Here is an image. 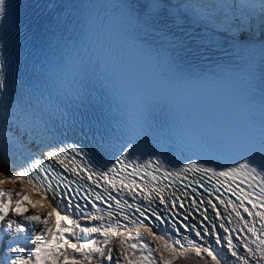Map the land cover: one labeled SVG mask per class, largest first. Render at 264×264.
<instances>
[{
	"label": "snow or ice",
	"instance_id": "obj_1",
	"mask_svg": "<svg viewBox=\"0 0 264 264\" xmlns=\"http://www.w3.org/2000/svg\"><path fill=\"white\" fill-rule=\"evenodd\" d=\"M5 4L6 0H0V11L6 15ZM161 8V0H150L144 5L145 26H151V18L159 15ZM187 8L193 15L212 21L214 31L222 30L234 39L242 40V34L251 30L254 20L264 26V0L191 3ZM198 9L210 11L198 12ZM6 36L7 33L0 35V224L12 212L19 219H7L0 233V245L4 243V234L13 230L25 235L9 240L6 251L0 255V264H174L176 257L165 255L172 252V246L163 242L164 235L146 227L156 244L153 247L139 230L133 235L128 223H123L144 225L145 221L153 226L157 221L160 225H175L178 232L187 229L200 241L207 240V247L195 246L197 256L203 249L210 258L204 259L203 264H223L224 258L215 253V246H220L226 255L230 253L235 258L233 264H264V160L256 161L250 155H242L227 164L189 159L169 170L162 167L160 156L149 155L141 160L134 154V145L127 143L101 169L89 167L85 160L75 163L76 157L89 155L80 144L61 142L57 147L53 143L57 136L66 135L71 126L67 113L42 109L38 115L25 103L26 88L13 90L9 83L7 58L3 53L11 39L5 42ZM53 124H59V128ZM69 152L71 164L67 163ZM57 164L85 183L91 181L92 186L82 194L83 186L60 174ZM145 181L151 184L147 192ZM17 183L25 187L18 192L3 187ZM101 188L103 192L97 190ZM168 188L173 190L171 198L164 195ZM25 191L41 195V200L35 201L40 209L36 214L27 215L18 210ZM125 191L132 200L137 195L142 199L130 203L118 195ZM42 201L47 202L46 207ZM59 201L64 203L63 210L58 206ZM185 201L191 213H199V224L187 223L192 216L184 213ZM153 202L156 208L152 207ZM161 206L169 216L164 215ZM221 206L228 210L229 216L236 217L238 229L226 226L231 220L225 222ZM176 209L180 213L171 215ZM213 217L222 222L215 223ZM26 224L43 225V230L33 239L27 234ZM94 235L103 239H85ZM113 237L119 238L118 249L108 246ZM73 238L82 242H73ZM174 242L183 247L180 240Z\"/></svg>",
	"mask_w": 264,
	"mask_h": 264
},
{
	"label": "bare ground",
	"instance_id": "obj_2",
	"mask_svg": "<svg viewBox=\"0 0 264 264\" xmlns=\"http://www.w3.org/2000/svg\"><path fill=\"white\" fill-rule=\"evenodd\" d=\"M161 3L162 4H166L168 6H172L173 8H176L178 9L179 11L183 12L187 17L191 18V19H194L196 18V20L201 24V25H204L206 27H215L214 23L208 19H202L200 16L198 15H193V13L187 8V5L188 4H191V3H194L192 0H161ZM209 3V2H208ZM198 12H201V11H204V12H207L209 10H200L198 9L197 10ZM242 35H247L249 37H252L253 35H248L247 32H244ZM264 37V31L261 32V35H259V37H252L253 39H261ZM53 143L59 147L60 146V143H57L55 140L53 141ZM72 154L69 153L68 155V161L67 163H72ZM81 161L79 159H76L75 160V163H80ZM0 164H2V162H0ZM89 167H95V166H92L90 164H88ZM57 166H59L57 164ZM60 167V166H59ZM61 168V167H60ZM96 169H98L97 167H95ZM63 169V168H61ZM9 171H11L9 169ZM71 173V172H69ZM79 178V177H78ZM88 183L92 184L91 181H87ZM146 186H145V192L148 191V188L151 187V184H149L148 182H145ZM6 187H10V188H15V189H22L20 183H17L15 185H4ZM162 187V186H161ZM172 189L171 188H168L165 192H164V195L166 197H169L171 198V194H172ZM29 193H32V194H28L29 195V205L34 207V208H38L35 201L37 200H40L39 199V195L35 194L36 192L35 191H28ZM123 196H129L127 194V192H121L119 193ZM177 195H179V193H177ZM136 198L138 199H142V197L140 195H137ZM43 203V201H42ZM186 203V208L184 209V213H189L191 214L192 216V219L198 223H200L201 221L197 219V217L199 216V213H191L190 212V206H187V201H185ZM34 204V205H32ZM154 205H157L156 202H153ZM201 208L204 207V205H200ZM39 209V208H38ZM177 213H180V210L179 209H176L175 210ZM220 211L221 213L223 214V217L225 218V222L227 220H231V223H226V226L231 228V229H238L240 227V224L237 222L236 220V217L234 215L232 216H229V212L228 210H226L223 206H221L220 208ZM71 215V213H68ZM209 215L211 216L212 213L209 212ZM11 216V217H10ZM7 219H19L15 216L14 213H10L9 217ZM213 221L217 224H219L220 220H216L215 217H213ZM82 223H85L82 221ZM128 228L129 230H131V232L133 233V235L135 234V232L137 230H139L142 234V237L143 239L149 241L150 244H152L154 247L156 246L155 242L152 240V237L148 235L147 231L145 230L146 227H150L148 225H140V224H133L131 225L132 223L129 222L128 223ZM35 230L37 231V225H35ZM152 232L157 234V235H164L162 232H159L155 229H153L152 227H150ZM257 228H259V225H257ZM219 231H222L219 230ZM0 233H3V232H0ZM8 234V233H6ZM20 236V233H14V236ZM82 236V234H81ZM85 239H97V240H102L103 237H100V236H97V235H94L93 237H87ZM175 240H180L181 241V244L183 245V247L180 246V244H175ZM152 241V242H151ZM195 241V240H194ZM73 242H82V241H77L76 238H73ZM163 242H166L167 244L171 245L172 246V252L171 253H165L166 256L168 255H172V256H175L176 258L174 259V264H201V262L204 261V259H210L206 256V254H204L203 252V249H201V255L200 256H197L196 255V252H195V246L197 244H203L204 247H207L208 246V242L207 240L205 241H200L199 238L198 240L195 241V243L193 244H190L189 241H186L185 239H180V238H173L172 236H167V235H164V241ZM119 244V238H116V237H113L111 239V243L108 245L109 247H116L117 245ZM7 245H8V242L6 244H4L3 246L5 248H7ZM0 252L1 254L0 255H3L4 254V250L2 249V247L0 246ZM215 253L218 254L219 257H223V264H233V260L235 258H232L230 256V253H228L227 255L225 254L224 250L220 247V246H215ZM203 264V263H202Z\"/></svg>",
	"mask_w": 264,
	"mask_h": 264
},
{
	"label": "rangeland",
	"instance_id": "obj_3",
	"mask_svg": "<svg viewBox=\"0 0 264 264\" xmlns=\"http://www.w3.org/2000/svg\"><path fill=\"white\" fill-rule=\"evenodd\" d=\"M194 3H199V4H208V2L209 3H213V2H220V0H192ZM231 2L232 3H234V2H236V3H238L239 2V0H231ZM210 11V10H209ZM262 31H264V26H261V25H259V23H258V21H256V20H254L253 21V26H252V28H251V30H245V32H247V34L248 35H253L252 37H259V35H261V32ZM5 188H7V189H9V190H13L14 192H18V191H21L19 188L18 189H15V188H10V187H5ZM27 198L28 199H30L29 198V195L27 196V194H26V192H25V195H24V198H23V200H22V202H21V205H20V207L22 206V205H24V208L26 207L25 205L27 204ZM28 204H29V200H28ZM32 205H34V204H32ZM15 206V205H14ZM19 207V211L20 212H22V210L24 209V208H20ZM32 214H36V212H34V213H32ZM32 214H30V215H32ZM11 217V216H10ZM37 233L38 232H40V231H42L43 230V225H37ZM30 232V231H29ZM145 240V239H144ZM146 242H149V241H147V240H145ZM152 242V241H151ZM154 247V246H153ZM113 248H115V249H118L119 248V244L116 246V247H113ZM157 259H158V257H157ZM203 262H201V264H202Z\"/></svg>",
	"mask_w": 264,
	"mask_h": 264
}]
</instances>
